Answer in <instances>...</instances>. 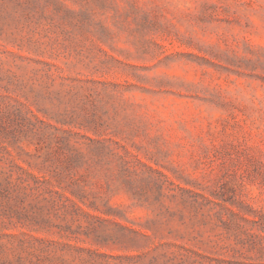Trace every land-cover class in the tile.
<instances>
[{
	"label": "rangeland",
	"instance_id": "obj_1",
	"mask_svg": "<svg viewBox=\"0 0 264 264\" xmlns=\"http://www.w3.org/2000/svg\"><path fill=\"white\" fill-rule=\"evenodd\" d=\"M0 264H264V0H0Z\"/></svg>",
	"mask_w": 264,
	"mask_h": 264
}]
</instances>
